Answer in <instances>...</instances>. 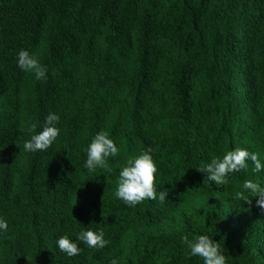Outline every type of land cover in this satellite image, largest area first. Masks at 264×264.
Listing matches in <instances>:
<instances>
[{
    "label": "trees",
    "instance_id": "16d2710c",
    "mask_svg": "<svg viewBox=\"0 0 264 264\" xmlns=\"http://www.w3.org/2000/svg\"><path fill=\"white\" fill-rule=\"evenodd\" d=\"M11 44L46 79L20 69ZM0 61L15 79L0 86V264H203L181 243L199 235L227 264H264V215L233 199L247 179L264 187V171L249 160L216 186L196 170L237 147L264 162V0H0ZM50 113L59 136L26 152ZM102 130L120 152L112 173H89ZM149 148L166 202L127 206L119 172ZM82 230L109 243L89 248ZM63 235L79 255L58 249Z\"/></svg>",
    "mask_w": 264,
    "mask_h": 264
},
{
    "label": "clouds",
    "instance_id": "9594fccd",
    "mask_svg": "<svg viewBox=\"0 0 264 264\" xmlns=\"http://www.w3.org/2000/svg\"><path fill=\"white\" fill-rule=\"evenodd\" d=\"M12 45V44H11ZM13 46V45H12ZM17 47L16 45H14ZM13 46V47H14ZM14 47L13 58L17 61L18 67L25 72L34 73L37 80L46 79L47 67L42 65L33 52L29 49H20ZM32 54H30V53ZM8 64L0 61V86H11L15 79L10 73H5L3 67ZM60 117L55 113H50L44 122L42 131L31 135L29 140L23 144L26 152L47 151L60 134V129L56 126ZM37 125L31 123L28 131L36 132ZM20 132L24 131L21 127ZM87 159L84 167L89 173H95L97 169L102 172L112 173L113 168L109 165V158L116 157L120 149L115 142L109 137V132L100 131L91 140L87 149ZM152 149L149 148L141 154L132 156L127 159L126 165L119 172L115 197L122 200L125 205L135 207L137 204L147 200H159L166 202L168 190L157 191L154 187L155 173L158 169L150 154ZM251 161L254 167V173L264 171V162L259 153L250 152L244 148L237 147L234 150L227 151L222 158L213 157L209 163H202L197 171L205 173V179L216 186H226L229 183L228 176L234 172H240L248 168V161ZM106 177V176H105ZM242 191H237L233 197L236 201H243L249 207L255 206L264 215V187L259 182L247 179L243 181ZM0 230L7 232L8 223L4 218H0ZM104 231L82 230L77 240L86 244L89 248H103L109 241L104 238ZM58 249L68 257H74L82 252V249L76 242L70 240L68 235H63L57 240ZM181 243L188 250L187 258L198 256L202 258L203 264H227V257L221 250V242H216L208 235H199L194 239L184 236ZM110 264H118L116 259H112Z\"/></svg>",
    "mask_w": 264,
    "mask_h": 264
}]
</instances>
